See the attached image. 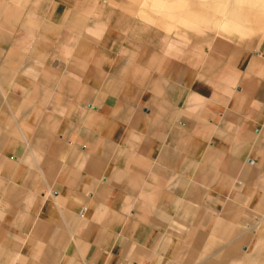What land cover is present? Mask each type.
<instances>
[{
	"label": "crops",
	"instance_id": "obj_1",
	"mask_svg": "<svg viewBox=\"0 0 264 264\" xmlns=\"http://www.w3.org/2000/svg\"><path fill=\"white\" fill-rule=\"evenodd\" d=\"M170 2L175 40L194 21L264 27V0ZM23 13L0 0V264H176L242 211L264 238V70L232 89L53 80Z\"/></svg>",
	"mask_w": 264,
	"mask_h": 264
},
{
	"label": "rangeland",
	"instance_id": "obj_2",
	"mask_svg": "<svg viewBox=\"0 0 264 264\" xmlns=\"http://www.w3.org/2000/svg\"><path fill=\"white\" fill-rule=\"evenodd\" d=\"M14 1L22 21L23 11L31 9L35 42L50 50V58L42 63L36 58L35 65L41 71L51 70L53 80L66 76L75 80V69L82 68L85 81L127 80L140 83L130 88L141 92L155 88L150 82L160 77L166 81L180 78L182 87L221 89L223 84L224 89L229 83L232 89L236 73L264 70V27L260 24L244 23L243 29L235 30L230 22L201 27L194 21L192 28L187 27L192 31L185 42L158 26V19L174 23L171 0ZM211 12L214 19H221L219 12ZM177 22L183 26L182 19ZM237 220L236 229L224 232L222 240L192 243V258L176 264H264L262 223L257 218L245 223L243 211Z\"/></svg>",
	"mask_w": 264,
	"mask_h": 264
}]
</instances>
